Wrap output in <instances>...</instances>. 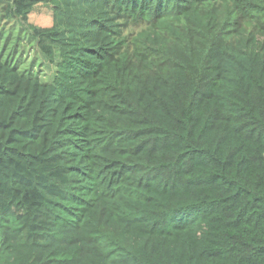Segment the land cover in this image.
Wrapping results in <instances>:
<instances>
[{
	"label": "trees",
	"instance_id": "obj_1",
	"mask_svg": "<svg viewBox=\"0 0 264 264\" xmlns=\"http://www.w3.org/2000/svg\"><path fill=\"white\" fill-rule=\"evenodd\" d=\"M0 264H264V0H0Z\"/></svg>",
	"mask_w": 264,
	"mask_h": 264
},
{
	"label": "rangeland",
	"instance_id": "obj_2",
	"mask_svg": "<svg viewBox=\"0 0 264 264\" xmlns=\"http://www.w3.org/2000/svg\"><path fill=\"white\" fill-rule=\"evenodd\" d=\"M29 20L32 24L41 27H51L54 24L53 10L49 5H38L29 16ZM132 27V28H131ZM136 26H130L126 33H132L137 31ZM25 52L27 57H33L35 55V50L30 44L25 45Z\"/></svg>",
	"mask_w": 264,
	"mask_h": 264
}]
</instances>
